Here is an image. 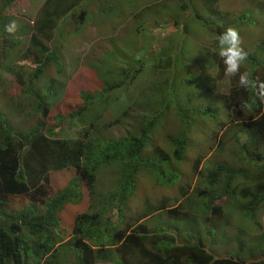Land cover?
Returning <instances> with one entry per match:
<instances>
[{
    "label": "trees",
    "instance_id": "1",
    "mask_svg": "<svg viewBox=\"0 0 264 264\" xmlns=\"http://www.w3.org/2000/svg\"><path fill=\"white\" fill-rule=\"evenodd\" d=\"M3 1L0 7V73L12 74L14 82L22 88L20 96H6L5 101L0 103L11 118L17 119L15 123L6 118L0 119V264H32L29 261L32 257L31 262L35 261L36 264H58L55 257L62 248L60 243L63 239L57 236L55 240L49 229L58 227L57 213L63 205L80 203L83 188L90 200L88 210L75 217L73 237L65 245L68 246L66 250L73 251L76 264H264V242L251 247L253 255L249 259L240 257L235 250L217 257L201 246L192 231L185 232L186 237L182 239L175 229L159 221L157 211L164 210L173 215L176 211L165 205L156 209L150 204H145L142 211L131 209V199L142 189L141 177L151 180L150 187L171 188L177 184L179 169L176 161L184 160L188 147L189 138H185V132L169 137L173 147L168 156L163 153L159 156L158 146H152L151 152L146 151L151 146L153 131L162 125V117L171 104L180 120L189 117V113L216 118L212 103L221 101L223 97L216 91L203 89L199 83L203 78L200 70L187 85L184 84L189 75L182 76L178 82L175 78L177 72L184 73L185 67L189 70L193 65L201 67V70L206 69L204 67H217L219 75L225 76L217 50L211 55L208 52L206 55L183 54L176 44L178 38L185 41L189 37L186 27L174 38H167L170 34L167 33L160 41L164 46L156 52L152 53L149 46L141 49L146 58L145 65L162 75L157 86L147 87V91L141 93L139 101L131 95H123L121 91H126L132 81L143 74L142 63L138 62L140 66L135 70L132 65L133 72L130 73L128 67L117 68V60H106L102 66L90 64V67L97 69V76L103 78L104 85L100 92H82L84 105L80 107L74 105L67 94L62 108L51 109L48 102L51 91L40 95L35 91V86L51 63L61 67L59 51L51 44L55 38L53 32L59 28L54 24L61 21V26L73 18V11L80 0H62L60 3L43 0L37 12L33 13L32 22L3 15L5 8L16 0ZM72 4L73 13L64 21L65 11ZM179 7V11L184 12L190 5L183 2ZM83 16L85 21H89L90 16L82 10L79 18ZM11 21L18 26L14 35L4 31V26ZM210 21L216 23L219 32L222 31L223 26L217 18ZM166 24L169 29L176 28L177 32L183 26L177 19L166 21ZM227 26L230 25L224 28ZM13 51L15 54L11 56L10 52ZM16 54L24 64L10 62L16 59ZM122 60L123 64L129 66L127 59ZM246 63L249 70L258 67L264 69V56L254 49L248 52ZM25 65H30L34 71L28 74L27 68L23 67ZM108 66L109 70L101 76L100 69H108ZM154 75L156 73H151L144 80L149 78V81ZM168 78L173 80V84L169 80L164 86L163 81ZM231 89L232 86L222 103L230 102L236 118L242 117L240 122L230 127L234 128L233 140L239 135V152L250 163L251 171L235 170L218 163L206 172L204 179L213 193L198 189L197 200L193 197L192 201L185 199L188 206L182 212L183 218L191 210L202 207V214L214 218L219 224H228V218L238 208L235 202L231 203L234 208H227L230 202L224 198L233 197L236 190L232 182L239 176L252 180L255 193L250 197V203L248 201L240 209L242 216H251L264 205V108L253 90L239 87L237 90L243 91V95H240L237 90ZM111 94L116 97L112 99ZM193 96H196L198 105L191 104ZM198 98L201 101H197ZM119 100L128 104L120 116L124 117L123 120L136 118L137 124L133 133H126L116 142L104 140L103 131L108 132L122 124L116 120L107 125L103 120L107 108H111L112 104L121 105ZM242 101H247L248 109H240ZM184 103L188 106H184ZM61 109H65V113L60 112ZM65 124L83 126L79 137L62 138ZM243 136L244 141L241 139ZM198 163L200 159L195 161L193 168L197 169ZM111 170L113 172L109 175L112 182L105 194L103 189L97 187V179ZM200 171L204 174L202 169ZM56 173H65L69 181L66 188L52 196L55 186L51 176ZM151 191L142 193L144 200L151 197ZM7 196H26L32 203L43 204L45 211L37 213L30 209L8 212L3 209V199ZM157 223L159 225L154 227ZM22 229L27 231L28 236L39 238L38 242L32 244V250L27 246L26 239L21 237ZM206 233L212 235L214 231L207 230Z\"/></svg>",
    "mask_w": 264,
    "mask_h": 264
},
{
    "label": "rangeland",
    "instance_id": "2",
    "mask_svg": "<svg viewBox=\"0 0 264 264\" xmlns=\"http://www.w3.org/2000/svg\"><path fill=\"white\" fill-rule=\"evenodd\" d=\"M42 1L16 0L6 7L2 14L16 17L23 22H32L33 13L37 12L42 5ZM54 1L62 2V0ZM63 1L70 2L71 0ZM183 2H187L190 8L180 12L179 6ZM3 3L4 1L0 0V7ZM72 5L65 11L64 21H67L70 18L69 15L75 12L73 18H70L68 22L61 26V21L54 24L55 27L59 28L53 32L55 38L51 44L55 45L59 51L58 56L61 67L51 63L35 86V91L40 95L45 94L47 90L51 91L48 100L51 109L62 108V102L67 94L72 98V103L80 107L84 105L81 99L82 92L89 94L100 92L104 85L103 78L97 76V69L90 67V64L95 63L102 66L104 65L102 63H105L106 60H113V62L117 60V68L128 67L130 73L133 72L132 65L134 66L133 70H135L140 66L138 62L142 63L143 74L138 75L126 91H121L123 95H131L139 101L142 98L141 93H145L147 87L157 86L160 80L159 77L162 75L153 67L145 65L146 58L144 54L142 55L143 51L141 49L149 46L152 53L156 52L164 46L160 41L167 33H170L167 38H174L178 35L181 29L177 32L176 28L169 29V23L166 24V21L170 22L174 19L185 25L189 34L185 41H177L176 44L183 54L186 52L189 55L196 53L206 55L208 52L211 55L216 50L218 52L215 36L220 34L226 25H233L239 29L243 42L242 47L247 52L257 49L259 55L264 56V0H80L74 11V4ZM80 5L83 6L79 9ZM89 6L91 7L89 8ZM82 10L85 15L90 16L89 21L84 20L85 16L82 19L79 18ZM101 10L104 11L100 12ZM198 17L200 19L196 20ZM213 18H217L221 22V27L223 26L221 32L216 29V23L210 21ZM22 37L25 38L26 36ZM172 43H174V40ZM14 54V51L10 52L11 56H14ZM15 56L16 59L10 62L15 65L24 64L23 61H20L18 54ZM1 57L0 55V61L2 60ZM120 58L127 59L130 62L129 66L123 64L124 61ZM28 63H30V60H28ZM29 66H23L27 68L28 74L34 71ZM204 68L208 69L210 67ZM201 69L196 65H193L189 70L185 67L186 71L184 73L177 72L175 81L178 82L182 76L189 75L190 77L186 78L184 85L190 84V80L196 78L198 71ZM206 69L200 71L203 78L199 83H201L203 89L208 88L223 95L228 93L230 86H232L231 91L239 89L237 78H229V81L226 76L219 75L217 67L209 71ZM108 70L109 66L108 69L102 67L100 69L101 76H104ZM244 70L249 71L253 77L264 79V69L261 67L249 70L248 64L245 62L241 68V71ZM151 73H156V76L154 75L149 81V78L144 80ZM169 80L168 78L163 81V85L165 86L166 81ZM169 83L173 84V80L171 79ZM21 88L20 85L14 82V76L0 74V103L5 101L6 96H20ZM237 91L240 95H243V91ZM115 97L111 94L112 99ZM195 98L196 96H193L190 102L198 105L199 102H196ZM223 99L212 103L215 107V119L199 117L189 113V117L180 120L171 104V108L162 117V125L157 126L156 130L153 131L151 146L146 151L151 152L152 146H158L160 148L159 156H162V153L168 156L171 147H173L171 136L187 129L186 124L190 121L191 134L188 136L190 151L187 152V160L179 164L178 181L171 188L150 187L151 180L147 177H141L139 180L143 181L142 189L131 199V209L137 208V210L142 211L145 204L156 206V209L165 205L168 209L176 211V213H174L175 215L167 214V211L159 210L157 211V215L160 217L159 221L166 222L171 228L175 229L180 238L184 239L186 237L185 232L192 231L199 239L201 246L217 257L235 250L240 257L249 259L253 255L251 247L258 242H264V205L251 216H242L240 210L255 194L251 179H244L243 176H239L233 180L232 185L236 192L232 198L238 209L228 218V224H219L214 218L202 214V207H199V210H191L186 218L182 217V212L188 206L185 204V199L188 201L197 200L196 190L201 189L206 193H213L206 185L205 175L208 170L218 163L226 164L235 170L251 171L250 163L244 160L239 152L241 145L239 135L237 134V137L233 140L232 130L234 128L229 126L232 123L226 118V112L223 110ZM143 102L145 103L144 100ZM119 103H121L120 106L112 104L111 108H107L103 120L107 125L116 120H120L122 124L114 126L108 132L103 131L104 140L116 142L126 133L132 132L137 124L136 118L123 120L124 117H121L120 114L128 104L123 103V100H119ZM0 106L2 105L0 104ZM184 106L187 107L188 105L184 103ZM5 110V107H0V119L6 118L11 123H15L17 119L11 118ZM60 112L65 113V109H61ZM82 128L83 126L76 124H65L61 137H79ZM241 139L244 141L245 137L243 136ZM147 157H149L148 153ZM198 158L200 163L197 164V170H193L195 160ZM200 164H202V173L204 174L197 176L196 172L200 168ZM113 170L97 179V187L103 189L105 194H107L106 189L112 182V176L109 174H112ZM68 181L65 173L52 174L51 182L55 186L52 196L66 188ZM84 189H81L83 196L80 203L78 202L77 205L67 203L57 213L58 229H49L51 237H54L55 240L57 236L63 239L60 243L62 248L55 257L58 264H76L73 251L66 250L68 246L65 245L73 237L72 230L75 217L88 210L90 200ZM145 190L148 192L152 190L150 192L152 195L148 200H144L142 194ZM229 202L230 204L227 207L232 206V201ZM3 204V209L8 212H25L30 209L37 211V213L45 211L43 204L32 203L26 196H7L3 199ZM158 223L154 227H157ZM207 230H213L214 233L208 235ZM21 237L26 239L30 250L33 249L32 244L38 242L39 239L30 234L28 236L27 231L24 229L21 230ZM32 260L33 257L29 259L30 263L36 264L35 261L31 262Z\"/></svg>",
    "mask_w": 264,
    "mask_h": 264
},
{
    "label": "clouds",
    "instance_id": "3",
    "mask_svg": "<svg viewBox=\"0 0 264 264\" xmlns=\"http://www.w3.org/2000/svg\"><path fill=\"white\" fill-rule=\"evenodd\" d=\"M180 25L183 24L180 23ZM17 27L18 26L16 22L11 21L9 24L4 26V31L9 34H13L17 30ZM184 27L185 25L181 26L180 32ZM215 40L218 46V56L222 60V63L224 65V75L228 78H237V82L241 88L253 90L255 97L261 102V105L264 108V80H261L259 77L253 78L252 74L247 70L241 71L242 65H244V63L248 59V52L242 47L243 42L239 29L235 26H231V25L227 26L220 34L215 36ZM178 41L181 40H179L178 38ZM211 69L212 68H209L207 71ZM5 74H10V73H5ZM207 91L210 90L208 89ZM225 95H227V93ZM225 95L221 94L222 97H225ZM197 101H201V99L198 98ZM248 108H249V104L247 103V101H242L240 104V109L244 110ZM223 110L226 112V118L228 119L229 122H231L232 124L240 122V118H236L233 110V106L232 104H230V102H226L223 104ZM186 126L187 129H183L179 131L177 135L181 132H185V138H188V136L191 134L190 121L187 122ZM189 143L190 140H188V147L185 151L184 160L176 161V167L178 169H179V164L182 162H186L187 160V152L190 151ZM201 169H202V164H200V168L196 172L197 176L201 175V171H200ZM193 170H197V169L193 168ZM224 199H228L229 201L234 202L232 196L225 197ZM227 208H234V206L232 205Z\"/></svg>",
    "mask_w": 264,
    "mask_h": 264
}]
</instances>
